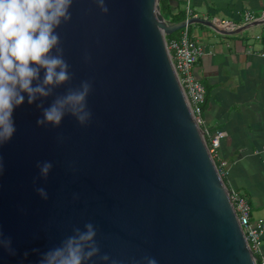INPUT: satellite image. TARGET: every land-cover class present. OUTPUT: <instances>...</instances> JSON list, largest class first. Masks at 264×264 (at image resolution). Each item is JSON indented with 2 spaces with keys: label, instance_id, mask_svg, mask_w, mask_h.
Returning a JSON list of instances; mask_svg holds the SVG:
<instances>
[{
  "label": "water",
  "instance_id": "1",
  "mask_svg": "<svg viewBox=\"0 0 264 264\" xmlns=\"http://www.w3.org/2000/svg\"><path fill=\"white\" fill-rule=\"evenodd\" d=\"M106 3L103 14L92 0H78L72 21L60 29L72 84L94 83L91 122L80 127L66 117L59 129H43L34 105L14 112L17 132L0 148V227L17 254L0 251V264H36L33 249L46 251L88 220L99 228L102 251L114 255L148 254L159 264H258L167 38L194 24L240 34L264 18L227 30L195 17L172 23L160 0ZM43 160L54 165L47 181H38L47 201L33 186Z\"/></svg>",
  "mask_w": 264,
  "mask_h": 264
},
{
  "label": "clouds",
  "instance_id": "2",
  "mask_svg": "<svg viewBox=\"0 0 264 264\" xmlns=\"http://www.w3.org/2000/svg\"><path fill=\"white\" fill-rule=\"evenodd\" d=\"M78 0H0V148L9 144L16 132V109L27 103L41 116L39 128L59 129L66 117L86 127L93 113L88 98L94 83L90 79L72 84L74 73L66 58L61 37L63 25L72 21V8ZM103 14L109 9L106 0H92ZM85 61L90 57L86 54ZM64 89L62 93L58 90ZM63 143L64 137H57ZM51 160L38 161V177L33 186L38 196L47 201L48 191L38 181H47L53 170ZM72 169V166H69ZM5 172L0 155V176ZM72 199L78 201L79 193ZM0 251L15 256L10 236L0 227ZM38 253L36 264H159L152 255H114L102 251L99 228L92 220L83 226L74 225L59 244ZM28 253H25L27 256Z\"/></svg>",
  "mask_w": 264,
  "mask_h": 264
},
{
  "label": "crops",
  "instance_id": "3",
  "mask_svg": "<svg viewBox=\"0 0 264 264\" xmlns=\"http://www.w3.org/2000/svg\"><path fill=\"white\" fill-rule=\"evenodd\" d=\"M184 2L160 0L173 17L186 16ZM190 5L192 17L227 30L250 25L244 19L248 12L264 18V0H190ZM188 35L206 52L193 68L206 90L201 128L207 140L223 134L217 164H225L224 182L248 200L252 224L264 223V25L221 35L194 24ZM258 258L264 264V237Z\"/></svg>",
  "mask_w": 264,
  "mask_h": 264
},
{
  "label": "built area",
  "instance_id": "4",
  "mask_svg": "<svg viewBox=\"0 0 264 264\" xmlns=\"http://www.w3.org/2000/svg\"><path fill=\"white\" fill-rule=\"evenodd\" d=\"M182 1H185L184 4L187 17L186 19L192 18L190 0ZM244 19L245 24H251L257 21L256 17L250 12L245 13ZM257 38L258 40L261 39V37ZM168 50L170 52L176 73L185 92L189 106L195 115L197 123L201 126V115L204 112V105L206 103V90L203 84L194 76L193 68L198 63V61L206 55L205 49L202 45L190 40L188 29H186L182 30L179 38L173 39L168 42ZM222 135V133L218 134L217 136L209 140L208 143L209 152L216 161V164L217 153L220 147V140ZM217 166L221 176L223 177V168L225 167V164H217ZM230 200L237 214L239 223L244 231L250 250L255 256L258 257L261 251L262 240L264 237V223L260 222L256 225L252 224V208L250 203L244 196L236 191H230ZM260 264L263 263L260 262Z\"/></svg>",
  "mask_w": 264,
  "mask_h": 264
},
{
  "label": "trees",
  "instance_id": "5",
  "mask_svg": "<svg viewBox=\"0 0 264 264\" xmlns=\"http://www.w3.org/2000/svg\"><path fill=\"white\" fill-rule=\"evenodd\" d=\"M162 14H163V16H164L167 20H169V21L172 22V23H179V22H182V21L186 20V16H184L182 13H180V14H179L178 16H176V17H173V16H171V15H167V14L165 13L163 7H162ZM181 32H182V31H179V32H177V33H175V34H173V35H171V36H168L167 41L170 42V41L173 40V39H177V38H179L180 35H181ZM204 106H205V105H204ZM207 141H208V143H209V140H207ZM258 264H260V259H259Z\"/></svg>",
  "mask_w": 264,
  "mask_h": 264
},
{
  "label": "rangeland",
  "instance_id": "6",
  "mask_svg": "<svg viewBox=\"0 0 264 264\" xmlns=\"http://www.w3.org/2000/svg\"><path fill=\"white\" fill-rule=\"evenodd\" d=\"M160 7H161V4H160ZM161 13H162V7H161Z\"/></svg>",
  "mask_w": 264,
  "mask_h": 264
}]
</instances>
